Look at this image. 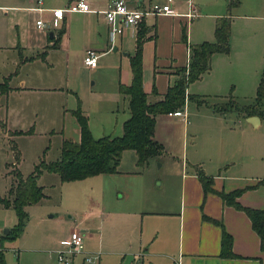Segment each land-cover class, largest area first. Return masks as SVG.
<instances>
[{
    "label": "crops",
    "instance_id": "1",
    "mask_svg": "<svg viewBox=\"0 0 264 264\" xmlns=\"http://www.w3.org/2000/svg\"><path fill=\"white\" fill-rule=\"evenodd\" d=\"M35 1L0 0V123L2 139L6 138L12 143L14 139L32 134V117L38 118L43 96L54 101L55 106L59 99L65 100L70 94L86 101L84 88L77 85L82 89L81 94L77 86H71L70 72L75 66L88 70L90 74L111 72L110 88L97 93L89 90V95L105 102L106 106L101 114L103 122L110 120L108 112L119 114L123 127L130 113L128 99L119 92V85H129L131 82L130 56L135 51L136 35L141 25L147 28L146 35L149 36L142 49L143 89L147 93V101L153 103L162 99L167 88L177 80L176 70L187 66L189 45L214 41L216 18L230 16L229 52L212 55L210 69L198 79L204 81L203 86L206 88L194 89L195 92L204 94L201 97L205 103H209L207 99L214 101L210 103L211 108L204 111V115L215 121L223 122L228 113L215 111L212 105L228 98L236 101L231 95H217L214 94L217 91L213 90L218 82L220 64H224L230 56L235 39L239 38L244 49L252 51L253 55H249L247 59L253 61L258 60L260 50L264 48V41L260 39L261 33L257 29L260 21L264 20V0H247L246 3L245 0H240L231 10L227 8L228 0H223V3L214 0L207 4L209 12L204 11L196 0H172L171 5L176 15L146 17L138 28L127 29L117 37L111 48L108 25L99 12L107 7L110 0H86L91 9L98 11L95 13H65L61 27L53 30L51 37V30L36 27L37 19L48 20L51 15L47 10H30L36 5ZM73 1L75 0H42V6L45 9L64 8ZM126 1L131 7L147 8L166 0ZM240 8L246 13L241 14ZM191 12L194 16L189 17L187 14ZM61 29L63 32L58 36ZM55 40L57 45L53 46ZM87 49H94L99 55L95 68L83 64ZM100 58L107 61L100 64ZM245 81L249 95L256 93L259 82L256 74L250 78L246 75ZM189 86L186 90L188 94ZM152 88H155L156 93L152 92ZM66 110L68 108L64 109L62 106L59 114L64 115V129H68L69 123L72 129L68 130L73 135H66L64 139L78 142L80 130L72 114L74 109L70 112L69 122L65 117ZM82 113L87 116L91 126L89 115L92 110L86 105L83 106ZM185 113L187 116L186 110ZM240 116L241 126L232 129L237 134L240 132L243 137L246 136L245 147L243 143L226 144L217 150L196 148V136L188 143V116L187 119L179 117L185 123L181 153L170 148L168 138L161 135L155 124L154 138L163 145V154L169 155L161 159V166L165 165L166 173L159 185L165 186V189L158 190L155 185L157 178L150 177L146 171L149 162H156L158 158H151L145 167H141L142 170H132L137 174H145L147 179L138 188L141 197L137 200L136 212L131 220L132 240L122 253L124 264H264V251L260 248L259 236L252 229L250 219L244 211L225 203L218 194L252 186L245 189L237 197V201L243 206L264 210V137L252 134L251 126H256L247 121L248 117L244 113ZM261 121L260 119L257 126ZM113 133H120L115 136L122 134L120 130ZM13 148L14 145H11V151L15 153L16 149ZM123 153L117 172L112 174L124 173L120 168ZM13 157L15 154L9 156L10 159ZM134 164L137 167L135 153ZM196 169H201L206 176L212 178V191L203 190ZM99 175L102 174L90 178ZM86 179L88 177L61 182L57 174L42 172L37 180L44 193L40 201L48 198L43 184L46 180L50 183L49 186L54 187ZM13 182L14 177L11 175L10 186ZM222 227L232 237V251L236 257L219 256ZM72 230L82 233L85 231L77 228L76 224L70 229ZM67 239L68 237L61 241V245Z\"/></svg>",
    "mask_w": 264,
    "mask_h": 264
},
{
    "label": "rangeland",
    "instance_id": "2",
    "mask_svg": "<svg viewBox=\"0 0 264 264\" xmlns=\"http://www.w3.org/2000/svg\"><path fill=\"white\" fill-rule=\"evenodd\" d=\"M213 1L196 0V3L200 4L204 11L209 12L207 4ZM215 1L223 3V0ZM239 11L241 14L246 13L242 8ZM239 21L242 23L241 19ZM257 29L261 33L260 39L264 41V20L260 21ZM235 40L236 43L230 56L224 64H220L217 74L219 76L218 82L213 89L217 91L214 94L231 95L237 101L228 98L215 104V110L228 113L225 120L223 122L215 121L204 115V111L211 108L210 103L214 102L212 99H207L209 103L202 106L193 101L185 100L183 109L187 111L190 124L187 131V141L190 144L196 136V148L217 150L218 147L226 144L242 143L245 147L246 136L243 137L240 132L237 134L236 130L232 128L237 129L241 126L242 117L240 114L244 113L243 111L248 105H251L253 111L263 114L261 117L253 115L262 121L256 127L251 126L250 132L264 137V102L254 103L255 93L249 95L248 85L245 81L246 75L250 78L256 74L259 79L262 76L264 48L260 50L258 60L253 61L247 59L249 55H253L252 51L244 49L239 38ZM105 60L100 58L99 63L102 64ZM176 72L179 70L177 69ZM70 76L72 87L84 88L85 102L81 97L70 94L65 100L59 99L55 106L54 101L52 102L43 96L38 118L32 117V134L14 139L13 143L8 142L6 138L2 139L3 130L0 123V199L7 198L11 175L16 170L25 177L33 171L34 166L41 160L45 162L55 160L60 153L64 136L73 135L72 131L68 130L72 129L69 123L68 129H64V115L59 114L62 106L64 109L68 108L66 110L67 116L65 114L68 121L72 109L79 107L82 111L83 106L86 107L87 105L92 110L91 115H89L91 120L89 128L96 138L102 135L115 136L120 134L113 133L118 132V130L122 132L119 114L108 112L110 120L106 123L103 122L101 114L104 112L105 102L102 99L91 98L89 95V90L97 93L104 91V88H110L111 72L102 71L90 74L88 70L75 66L70 72ZM203 83L202 80L190 83L191 85H188L190 94L201 96L203 93H197L194 89L203 88L202 90H204L206 87L203 86ZM78 84L79 86H77ZM81 88L79 91L81 90L82 94ZM0 119H2L1 116ZM243 123L247 126L246 122ZM184 127L185 123L179 117H168L167 114L156 116V128L161 135L168 138L167 141L171 146L168 143L167 145L180 153ZM11 145H14L15 148L13 149H16V159L15 157L9 158L15 154L11 151ZM133 152L126 150L123 153L120 168L124 173L102 174L92 178L88 177L82 182L54 187L49 186L50 183L47 180V183L46 181L42 182L45 184V192L48 198L25 207L26 217L20 233L14 239L4 238L3 231L5 229L12 230L17 225L16 212L12 207H5L1 204L0 238L2 243L0 254H2L4 263L64 264V262H58L57 252L63 250L64 244L61 245V241L69 236L70 229L76 224L77 228L85 230L84 233L79 231L83 235V254L77 253L66 256L69 261L68 264H124L122 253L125 252L130 240H132L131 220H133V214L136 212L137 200L141 197L138 188L140 183L147 179L145 174L134 173L137 170H142V168L135 166ZM239 154L240 152H238ZM166 157L169 155L161 154L156 157L158 158L156 162L151 160L146 169L150 177L157 178L155 185L161 191H164L165 186L159 184L166 173L165 165L161 166V159ZM171 199H173V195ZM85 256L94 257V259L91 262H84Z\"/></svg>",
    "mask_w": 264,
    "mask_h": 264
},
{
    "label": "trees",
    "instance_id": "3",
    "mask_svg": "<svg viewBox=\"0 0 264 264\" xmlns=\"http://www.w3.org/2000/svg\"><path fill=\"white\" fill-rule=\"evenodd\" d=\"M240 0H228L227 8L231 10ZM61 29L58 36L62 34ZM147 28L141 25L137 31L135 51L130 56L131 82L129 85H119V92L127 97L130 116L123 123L122 134L119 136H102L95 138L89 128L88 118L79 107L72 110L80 130V139L73 142L63 139L58 157L49 162L41 160L27 176H22L17 170L14 172V182L11 184L7 198L0 199V204L12 207L18 218V223L12 230L4 234V238L14 239L21 231L25 207L39 202L43 197V189L37 182L42 172L57 174L61 182L75 181L98 174H112L117 172L122 153L132 150L136 155V165L145 167L151 158L158 157L165 152L163 145L154 138L156 116L167 114L176 109H183L185 100L193 101L197 105L205 104L199 95L186 92L190 83L198 80L201 75L210 69V60L215 53H228L230 49V16L217 17L214 24V41H203L189 45V62L181 67L177 80L167 88L163 98L149 103L147 93L143 89L142 49L144 42L149 38ZM185 37V34H184ZM185 39V38H184ZM57 45V40L53 46ZM185 73V74H184ZM152 92L156 93L155 88ZM264 102V71L257 84L254 103ZM251 105L244 109V115L250 117L261 112L252 110ZM215 105H212L214 109ZM215 110V109H214ZM221 112V110H215ZM15 159L17 153H15ZM199 181L205 192L212 191V178L196 169ZM236 189L229 193L218 192L225 203L246 213L250 219L252 229L260 239V248L264 251V210L241 205L237 197L245 190ZM2 243V241H1ZM220 257L233 258L232 237L222 227L220 241ZM0 264H5L0 254Z\"/></svg>",
    "mask_w": 264,
    "mask_h": 264
},
{
    "label": "built area",
    "instance_id": "4",
    "mask_svg": "<svg viewBox=\"0 0 264 264\" xmlns=\"http://www.w3.org/2000/svg\"><path fill=\"white\" fill-rule=\"evenodd\" d=\"M36 5L30 10L43 12L45 10L50 12V19H37L35 24L37 28L44 30H56L61 27L65 13L70 12H98L91 9L86 0H75L64 8L45 9L42 6V0H36ZM172 0H166L164 3H154L147 8L131 7L126 0H110L107 7L101 11L104 19L108 25L110 48L115 43L117 37L124 34L125 30L131 28H138L143 19L148 16L158 15H176L177 13L172 8ZM189 17L194 16V13H188ZM99 55L94 49H87L83 56V64L89 68H95L98 63ZM172 117H182L187 119L184 109H176L167 113ZM1 249V238H0ZM83 254V235L76 230H72L68 236L67 241L63 245V250L57 252L58 262L68 264L69 261L66 256L73 254ZM94 257H84V262H91Z\"/></svg>",
    "mask_w": 264,
    "mask_h": 264
},
{
    "label": "water",
    "instance_id": "5",
    "mask_svg": "<svg viewBox=\"0 0 264 264\" xmlns=\"http://www.w3.org/2000/svg\"><path fill=\"white\" fill-rule=\"evenodd\" d=\"M49 36H50V37L52 36V31L50 32ZM115 50H116V47L113 48V51H115ZM247 121H248L251 125H253V126H257V124H259V122H260V119H259V117H257V116H250V117L247 118ZM6 233H8V229H5V230H4V234H6Z\"/></svg>",
    "mask_w": 264,
    "mask_h": 264
}]
</instances>
